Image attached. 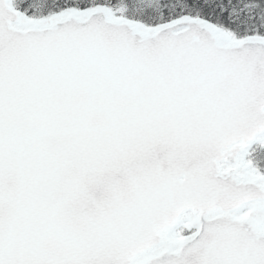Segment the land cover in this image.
<instances>
[{"label":"snow or ice","instance_id":"1","mask_svg":"<svg viewBox=\"0 0 264 264\" xmlns=\"http://www.w3.org/2000/svg\"><path fill=\"white\" fill-rule=\"evenodd\" d=\"M0 264H264V0H0Z\"/></svg>","mask_w":264,"mask_h":264}]
</instances>
